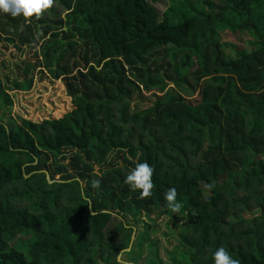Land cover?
Instances as JSON below:
<instances>
[{"label":"trees","instance_id":"1","mask_svg":"<svg viewBox=\"0 0 264 264\" xmlns=\"http://www.w3.org/2000/svg\"><path fill=\"white\" fill-rule=\"evenodd\" d=\"M37 70L75 110L18 129L0 118V264H162L142 261L141 219L154 217L180 230L170 264H213L218 247L264 264V0H56L39 20L0 15V113ZM142 162L154 168L143 199L124 183Z\"/></svg>","mask_w":264,"mask_h":264},{"label":"rangeland","instance_id":"2","mask_svg":"<svg viewBox=\"0 0 264 264\" xmlns=\"http://www.w3.org/2000/svg\"><path fill=\"white\" fill-rule=\"evenodd\" d=\"M148 1L152 3V0ZM156 8L161 13L165 11V7L161 5H156ZM232 44L234 43L230 41L224 43V45H228L229 47L232 46ZM14 54L15 52L13 51L11 55ZM8 55L10 54L8 53ZM26 59L35 62V58H33L32 55L27 56ZM13 61L14 63L18 62V60L14 59ZM20 77V81L26 79L23 72L20 73ZM31 77H33L31 91L25 93H10L12 101L11 106L6 107L3 112L0 113V118L6 125H13L15 129H18L21 120H27L35 124H41L46 121H57L75 110L72 99L68 97L64 84L61 81H53L47 74L41 75L39 70L35 71ZM10 80H14V77L10 76ZM183 95L191 97L190 94ZM148 96H146L144 100H135V103L133 104L134 109L139 111L151 107L154 99ZM189 99H192L195 103H199L201 100L200 96L191 97ZM201 189L205 197H208V189H206L205 186H202ZM148 221L149 220H145L144 218L141 219V223L147 225L149 227L148 230L151 232L149 240L144 244L142 249L144 251L142 261L147 262L149 258L155 257L158 258L162 264H170L171 255H167V252L173 253L174 248L176 247V242L174 240V237L176 236L172 234L171 230L173 229L172 223L169 219L164 217L161 219L154 217L153 222ZM173 230L180 232L179 228ZM157 239L161 243L160 252L158 248L153 245ZM151 245L152 247H150Z\"/></svg>","mask_w":264,"mask_h":264},{"label":"clouds","instance_id":"3","mask_svg":"<svg viewBox=\"0 0 264 264\" xmlns=\"http://www.w3.org/2000/svg\"><path fill=\"white\" fill-rule=\"evenodd\" d=\"M56 0H0V15H7L11 18L21 17L25 22H29L30 18L39 20L43 14L50 10ZM153 173L154 168L147 162L137 163L131 168L124 178V183L129 186L133 192L139 190V198H148L153 194ZM100 181L94 182L95 187H99ZM212 184H206V189H211ZM86 199V197H83ZM166 201L165 207L171 213L180 212L182 204L177 199V192L174 187L169 188L164 194ZM120 254H117L119 260ZM213 264H239L237 259L224 248L218 247L212 254Z\"/></svg>","mask_w":264,"mask_h":264},{"label":"water","instance_id":"4","mask_svg":"<svg viewBox=\"0 0 264 264\" xmlns=\"http://www.w3.org/2000/svg\"><path fill=\"white\" fill-rule=\"evenodd\" d=\"M50 182V181H49ZM50 184H52V182H50ZM133 241H135V236L133 237ZM131 250H128L127 253H129ZM119 264H127V263H124L121 259V257L119 258Z\"/></svg>","mask_w":264,"mask_h":264}]
</instances>
